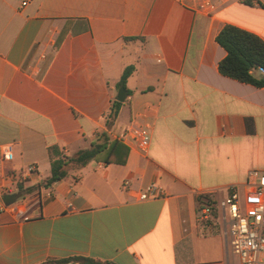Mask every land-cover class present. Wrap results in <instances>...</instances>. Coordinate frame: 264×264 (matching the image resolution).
I'll return each instance as SVG.
<instances>
[{
  "label": "crops",
  "instance_id": "0c3cea01",
  "mask_svg": "<svg viewBox=\"0 0 264 264\" xmlns=\"http://www.w3.org/2000/svg\"><path fill=\"white\" fill-rule=\"evenodd\" d=\"M212 2L0 0V264H238L219 203L241 193L244 211L248 172H264V88L219 74L215 37L232 25L264 41V0ZM132 123L149 130L145 154L123 142L124 165L91 161L20 194L50 175V147L69 156ZM150 184L164 195L140 201Z\"/></svg>",
  "mask_w": 264,
  "mask_h": 264
},
{
  "label": "trees",
  "instance_id": "16d2710c",
  "mask_svg": "<svg viewBox=\"0 0 264 264\" xmlns=\"http://www.w3.org/2000/svg\"><path fill=\"white\" fill-rule=\"evenodd\" d=\"M131 40L129 38L125 39ZM216 43L223 48L225 56L218 62L217 70L220 75L248 84L256 88H264V41L257 35L232 25H224L215 37ZM134 67H126L117 83L118 88H125L128 77L133 73ZM122 102L113 100L105 116L107 130L111 128L119 112ZM50 175L37 185L27 189L19 187L20 194H28L39 188L51 186L53 183L65 178L71 170L81 169L91 161L105 164L124 165L128 156V148L118 139L111 138L107 132L100 133L95 142L89 143L71 155L62 153L58 147H50ZM203 199L206 204H214L208 196L196 195L195 202L201 206ZM81 262L82 264H109L89 258L74 257L63 260L46 261L40 264H66L68 262Z\"/></svg>",
  "mask_w": 264,
  "mask_h": 264
},
{
  "label": "built area",
  "instance_id": "2783aa9c",
  "mask_svg": "<svg viewBox=\"0 0 264 264\" xmlns=\"http://www.w3.org/2000/svg\"><path fill=\"white\" fill-rule=\"evenodd\" d=\"M181 1L196 12L209 14L213 9L212 0ZM25 4L26 2L22 3ZM258 72L264 73L261 68ZM120 141L133 143L141 153L145 154L149 147L150 133L146 126L132 123ZM2 154L8 156L9 148L3 147ZM248 178L251 181L248 185L250 191L247 192L246 206L242 214L237 193H229L219 203L221 221L224 225L223 234L231 253L237 257L238 264H264V172L249 171ZM128 185L129 182L125 181L122 187L126 189ZM163 195L162 189L150 184L139 194L138 199L145 201ZM4 210L5 207L0 204V213ZM210 210V206L202 208L201 218H205Z\"/></svg>",
  "mask_w": 264,
  "mask_h": 264
},
{
  "label": "water",
  "instance_id": "95a60500",
  "mask_svg": "<svg viewBox=\"0 0 264 264\" xmlns=\"http://www.w3.org/2000/svg\"><path fill=\"white\" fill-rule=\"evenodd\" d=\"M125 99V90L123 88H119L115 100L118 102H123Z\"/></svg>",
  "mask_w": 264,
  "mask_h": 264
},
{
  "label": "rangeland",
  "instance_id": "374dc122",
  "mask_svg": "<svg viewBox=\"0 0 264 264\" xmlns=\"http://www.w3.org/2000/svg\"><path fill=\"white\" fill-rule=\"evenodd\" d=\"M126 118V111L123 112V115H122V118ZM238 200H239V209H240V213L242 214L243 213V208H242V203H241V193L238 195ZM237 259V258H236ZM238 260V259H237Z\"/></svg>",
  "mask_w": 264,
  "mask_h": 264
}]
</instances>
